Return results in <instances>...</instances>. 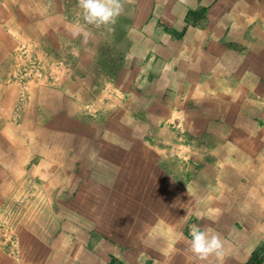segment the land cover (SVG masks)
I'll list each match as a JSON object with an SVG mask.
<instances>
[{"label":"crops","instance_id":"crops-1","mask_svg":"<svg viewBox=\"0 0 264 264\" xmlns=\"http://www.w3.org/2000/svg\"><path fill=\"white\" fill-rule=\"evenodd\" d=\"M123 3L125 13L112 25L124 27L109 29V44L95 34L100 52L86 47L77 66L110 74L107 98L96 79L33 94L53 117L52 128L38 133L51 136L53 147L39 152L41 164L91 157L89 169L97 171L102 159L122 160L104 168L110 177L119 174L128 192L108 206L101 195L78 194V206L61 210L62 225L52 211L44 216L53 217L51 229H19L13 247L23 257L0 243V264H218L188 250L193 225L221 235L222 264H264V0ZM9 8L43 11L63 39L76 37L74 26L91 40L81 32L83 19L68 18L76 12L68 9L82 13L78 0H13ZM83 104H92L95 115L83 113ZM150 153L156 162L144 155ZM175 153L189 164H178ZM101 178L95 182L105 187ZM172 243L186 253H170Z\"/></svg>","mask_w":264,"mask_h":264},{"label":"rangeland","instance_id":"rangeland-1","mask_svg":"<svg viewBox=\"0 0 264 264\" xmlns=\"http://www.w3.org/2000/svg\"><path fill=\"white\" fill-rule=\"evenodd\" d=\"M11 1L1 3L0 0V243L3 242V248L7 252L16 257H23L19 251V245L16 248L13 247L19 239L18 231L22 226L39 225L42 231L44 227L50 228L53 217H48V220L44 216L52 214V211L54 215L59 214V217H55L57 222L54 223L59 221L62 225L67 218L63 220L60 215L61 210H66L68 206L70 208L78 206V194L88 197L96 193L101 195V201L108 206L111 199L116 200L115 196L119 198L121 193L128 192V186L124 181L119 180V174L111 177L108 175L109 170L104 167L106 164L114 163L109 159H102L103 168L97 171L95 168L89 169V165L93 167L91 164L94 163L91 157L78 162H73L69 158L72 164H64V161L61 162L63 156L59 159L56 156L59 164H41L44 154L39 152L44 153V149L53 147L49 143L51 136L46 138L39 136L38 133H44L45 127L52 128L53 124H48V121L53 117L52 111L47 109L46 104L35 102L33 94L42 86L57 87L63 82L83 81L85 83L96 79L103 86L98 94L101 93L107 98L110 94V74L99 72L96 66L94 73L87 72L86 67L78 69L77 66L80 61L83 64L85 60L86 47L96 48L95 51L91 50V53H96L97 50L100 52L99 40H96L95 34L109 44L111 39L115 38L112 33H109V29L113 31L124 26L119 24L98 28L84 23L81 25V32L87 33L84 36L91 39L89 42L83 39V35L65 40L62 38L64 36L57 32L58 27L61 26L46 25L47 18L43 11L30 9L33 12L31 13L20 9L21 14L18 9L9 8L13 6V0ZM27 5L28 2H21V6L28 8ZM68 11L77 12H75V18L68 14L69 17H67L70 20L83 19L80 10L68 9ZM9 13L12 14L11 19L7 17ZM54 15L56 16L55 13ZM69 32L76 33L74 26H71ZM101 68L105 67L101 66ZM109 101L110 99L106 102L109 103ZM105 107L106 105L102 106V109H106ZM81 109L87 115H95L97 111L92 104H83ZM38 113H41L40 117ZM101 121L107 123L103 116ZM106 130L101 128V131ZM30 133L36 136L31 137ZM150 141L154 142V139L151 137ZM33 154L36 156L34 157ZM175 154L181 160L178 164H189L190 159L185 157L186 155ZM144 155L153 162L158 160L157 154L150 153V157L149 154ZM186 159L189 161H185ZM65 160L69 161L67 158ZM119 161L114 164H119ZM173 162V160H167L165 164H173ZM83 166L85 167L82 168ZM101 173L102 176H99ZM99 177H103L101 179H104L102 182H105V187L95 182ZM117 177L119 182L116 180ZM130 188L129 191L132 193ZM55 230L60 232L62 229ZM172 244L175 246L170 253H186L187 250L179 249L178 244ZM52 250V248L47 250L51 256L54 255ZM156 250L153 249L155 252ZM40 251L43 255L47 253L42 249Z\"/></svg>","mask_w":264,"mask_h":264},{"label":"clouds","instance_id":"clouds-1","mask_svg":"<svg viewBox=\"0 0 264 264\" xmlns=\"http://www.w3.org/2000/svg\"><path fill=\"white\" fill-rule=\"evenodd\" d=\"M78 7L82 10L85 24L98 28L115 24L124 11L123 0H78ZM73 35L77 36L79 33H73ZM198 218L205 219L204 217ZM190 236L188 250L194 256L200 261H208L210 257H215L218 264H222L224 241L218 232L210 226L201 228L193 225Z\"/></svg>","mask_w":264,"mask_h":264},{"label":"bare ground","instance_id":"bare-ground-1","mask_svg":"<svg viewBox=\"0 0 264 264\" xmlns=\"http://www.w3.org/2000/svg\"><path fill=\"white\" fill-rule=\"evenodd\" d=\"M262 216H263V214H262ZM249 217V216H248ZM263 222V221H262Z\"/></svg>","mask_w":264,"mask_h":264}]
</instances>
